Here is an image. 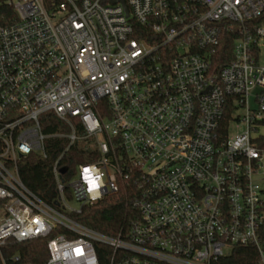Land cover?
Returning a JSON list of instances; mask_svg holds the SVG:
<instances>
[{
	"label": "built area",
	"instance_id": "obj_1",
	"mask_svg": "<svg viewBox=\"0 0 264 264\" xmlns=\"http://www.w3.org/2000/svg\"><path fill=\"white\" fill-rule=\"evenodd\" d=\"M122 1L0 0V249L46 239L42 264H100L96 245L106 264H218L248 247L264 264V22L248 25L264 0ZM221 29L239 37L216 69ZM47 113L67 132L43 133ZM49 139L65 140L51 205L16 165ZM77 144L97 157L68 174ZM118 193L112 235L78 221Z\"/></svg>",
	"mask_w": 264,
	"mask_h": 264
},
{
	"label": "trees",
	"instance_id": "obj_2",
	"mask_svg": "<svg viewBox=\"0 0 264 264\" xmlns=\"http://www.w3.org/2000/svg\"><path fill=\"white\" fill-rule=\"evenodd\" d=\"M264 22V17L248 22L251 27L258 26ZM238 34L226 29L220 30L219 42L210 48V62L212 66L219 69L226 66L232 60V48ZM228 114L224 119H228ZM42 131L45 134L67 132L64 126L52 115L47 113L41 119ZM258 146L264 150V135L257 140ZM65 140L49 139L46 142V158L38 154H30L17 159L18 176L22 184L31 193L37 196L46 204L51 205L56 192L55 184L51 174V165L63 150ZM96 150L87 144H77L69 149L61 160V165L67 168L71 174L79 164L95 160ZM124 195L121 193L109 195L95 206L86 211V214L78 221L103 234L112 235L118 224L126 217L127 207L125 206ZM0 206L3 203L0 202ZM46 239H36L22 243L8 240L6 245L0 249V264H42L47 259ZM96 253L100 264H106L108 248L96 245ZM18 258V260H15ZM256 252L248 247H236L232 253L219 261L218 264H254Z\"/></svg>",
	"mask_w": 264,
	"mask_h": 264
},
{
	"label": "rangeland",
	"instance_id": "obj_3",
	"mask_svg": "<svg viewBox=\"0 0 264 264\" xmlns=\"http://www.w3.org/2000/svg\"><path fill=\"white\" fill-rule=\"evenodd\" d=\"M257 64L258 65H264V46H261L259 47V51L257 52ZM249 105H253V101H252V98L249 99L248 101ZM242 112H238V114H241ZM244 129V126L241 125L240 127L238 128H235V127H230L229 130H228V134L229 136L231 135H234L236 133V131H240V130H243ZM263 164H264V158H263ZM3 214V211L2 209L0 208V217L1 215Z\"/></svg>",
	"mask_w": 264,
	"mask_h": 264
},
{
	"label": "water",
	"instance_id": "obj_4",
	"mask_svg": "<svg viewBox=\"0 0 264 264\" xmlns=\"http://www.w3.org/2000/svg\"><path fill=\"white\" fill-rule=\"evenodd\" d=\"M116 1H118V0H112V2H116ZM120 2H121V4L124 6V8H125V5H124V2L122 1V0H120ZM126 10V9H125ZM61 171V173H64V169H61L60 170Z\"/></svg>",
	"mask_w": 264,
	"mask_h": 264
}]
</instances>
